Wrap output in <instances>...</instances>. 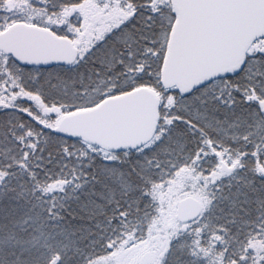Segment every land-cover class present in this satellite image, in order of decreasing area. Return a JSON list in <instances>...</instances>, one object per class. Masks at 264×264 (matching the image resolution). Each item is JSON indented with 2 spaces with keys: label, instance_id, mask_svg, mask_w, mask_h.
<instances>
[{
  "label": "snow or ice",
  "instance_id": "1",
  "mask_svg": "<svg viewBox=\"0 0 264 264\" xmlns=\"http://www.w3.org/2000/svg\"><path fill=\"white\" fill-rule=\"evenodd\" d=\"M0 264H264V0H0Z\"/></svg>",
  "mask_w": 264,
  "mask_h": 264
}]
</instances>
